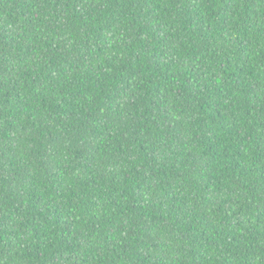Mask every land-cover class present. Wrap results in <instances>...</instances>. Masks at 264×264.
I'll use <instances>...</instances> for the list:
<instances>
[{"label": "trees", "instance_id": "1", "mask_svg": "<svg viewBox=\"0 0 264 264\" xmlns=\"http://www.w3.org/2000/svg\"><path fill=\"white\" fill-rule=\"evenodd\" d=\"M0 264H264V0H0Z\"/></svg>", "mask_w": 264, "mask_h": 264}]
</instances>
